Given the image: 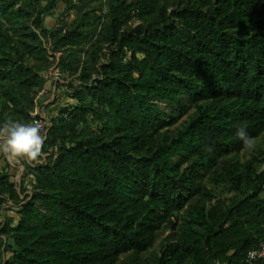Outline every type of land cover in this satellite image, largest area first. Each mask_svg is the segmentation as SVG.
I'll use <instances>...</instances> for the list:
<instances>
[{
    "label": "trees",
    "instance_id": "obj_1",
    "mask_svg": "<svg viewBox=\"0 0 264 264\" xmlns=\"http://www.w3.org/2000/svg\"><path fill=\"white\" fill-rule=\"evenodd\" d=\"M51 70L75 104L19 182L0 154V264H264V0H0V125Z\"/></svg>",
    "mask_w": 264,
    "mask_h": 264
},
{
    "label": "clouds",
    "instance_id": "obj_2",
    "mask_svg": "<svg viewBox=\"0 0 264 264\" xmlns=\"http://www.w3.org/2000/svg\"><path fill=\"white\" fill-rule=\"evenodd\" d=\"M236 135L248 152L255 150L257 141L251 137L245 126L237 129ZM45 138L41 134L38 121L22 122L12 118L0 125V154L10 162L26 160L30 163H39L43 157ZM251 253L249 256L251 257Z\"/></svg>",
    "mask_w": 264,
    "mask_h": 264
},
{
    "label": "rangeland",
    "instance_id": "obj_3",
    "mask_svg": "<svg viewBox=\"0 0 264 264\" xmlns=\"http://www.w3.org/2000/svg\"><path fill=\"white\" fill-rule=\"evenodd\" d=\"M62 15V10L59 9L57 14L54 17H48L46 19L47 27H52L58 16ZM75 16V12H71L68 16H61L66 22H72ZM57 72V71H56ZM58 82V81H57ZM61 85L62 82H60ZM56 83L49 79L47 82L45 91L41 95L38 102V110L45 113L46 118L50 120L53 116L59 113V110L68 105L75 104V100L71 97L64 95V90L66 89L63 86H56ZM55 87V88H54ZM57 88V89H56ZM6 158V157H5ZM6 160L12 165V174L15 175V181L19 182L24 167L22 166L24 160H17L15 162H10L7 158ZM43 161L39 162L42 163ZM8 214L13 215V212L8 211Z\"/></svg>",
    "mask_w": 264,
    "mask_h": 264
},
{
    "label": "built area",
    "instance_id": "obj_4",
    "mask_svg": "<svg viewBox=\"0 0 264 264\" xmlns=\"http://www.w3.org/2000/svg\"><path fill=\"white\" fill-rule=\"evenodd\" d=\"M50 78L51 80H53V82L57 83V81H59V77H58V73L55 71V70H51L50 72ZM56 87V86H55ZM54 87V88H55ZM44 92H42L40 94V96L43 94ZM39 96V97H40ZM35 121H38L40 123V126H41V134H46V128L47 126L50 124V120H48L46 118V115L45 113L43 112H40L38 110V106L36 107V110L35 112L33 113V121L32 122H35ZM251 257L249 256V260L250 261H253L257 258H260V257H264V245L261 246V248L257 251H253L251 252Z\"/></svg>",
    "mask_w": 264,
    "mask_h": 264
}]
</instances>
